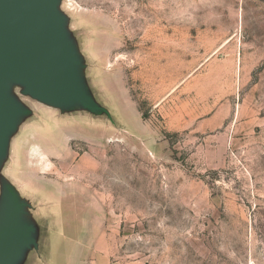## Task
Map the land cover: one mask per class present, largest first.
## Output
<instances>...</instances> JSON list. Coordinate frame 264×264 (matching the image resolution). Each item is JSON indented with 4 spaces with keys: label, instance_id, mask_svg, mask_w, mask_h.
I'll return each mask as SVG.
<instances>
[{
    "label": "rangeland",
    "instance_id": "rangeland-1",
    "mask_svg": "<svg viewBox=\"0 0 264 264\" xmlns=\"http://www.w3.org/2000/svg\"><path fill=\"white\" fill-rule=\"evenodd\" d=\"M61 9L116 125L25 101L8 175L62 226L54 264H264V0Z\"/></svg>",
    "mask_w": 264,
    "mask_h": 264
},
{
    "label": "water",
    "instance_id": "water-1",
    "mask_svg": "<svg viewBox=\"0 0 264 264\" xmlns=\"http://www.w3.org/2000/svg\"><path fill=\"white\" fill-rule=\"evenodd\" d=\"M61 6L62 0H0V264H54L53 243L63 233L8 175L13 141L35 115L29 103L59 117L85 114L116 125L87 81V59Z\"/></svg>",
    "mask_w": 264,
    "mask_h": 264
},
{
    "label": "crops",
    "instance_id": "crops-1",
    "mask_svg": "<svg viewBox=\"0 0 264 264\" xmlns=\"http://www.w3.org/2000/svg\"><path fill=\"white\" fill-rule=\"evenodd\" d=\"M111 256V254L110 253H108V257H107V259H96V260H94L91 264H112L111 262H110V259H109V257Z\"/></svg>",
    "mask_w": 264,
    "mask_h": 264
}]
</instances>
